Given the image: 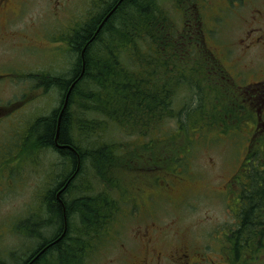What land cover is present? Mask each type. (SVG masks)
Masks as SVG:
<instances>
[{
  "label": "rangeland",
  "instance_id": "374dc122",
  "mask_svg": "<svg viewBox=\"0 0 264 264\" xmlns=\"http://www.w3.org/2000/svg\"><path fill=\"white\" fill-rule=\"evenodd\" d=\"M230 3L233 2L161 0L172 32L178 35L190 18L202 17L207 31L203 27L205 41L218 52L224 70L235 74L234 77H246L244 81L237 80L239 83H253L259 76L246 67L257 63L259 57L264 70V52L259 47L251 54L245 53L240 38H244L248 28L245 20L251 14L259 12L264 29V0H243L240 6L227 8ZM104 4L105 0H9L12 13L0 12V261L7 264L22 263L45 236L51 238L59 227L57 217L48 210L46 198L58 181L68 175L71 166L54 148L38 147L31 131L37 122L61 106L63 96L53 86L47 90L51 85H39V76L70 75L75 54L61 36L68 34L75 19L87 20L90 8L91 12H100ZM178 4L183 6L179 8ZM213 16L221 20L219 25L218 21L214 25ZM212 28L216 32L211 36L208 29ZM256 68H260L259 64ZM191 84L174 94V112L181 113V117L170 115L157 120L154 125L160 126L150 136H140L146 132L126 124L117 125L111 117L100 113L85 114L80 101L75 103L71 114L74 129L82 127L84 120L93 122L92 131L77 130L76 141L82 150L89 156L90 150L112 143L121 155L120 161L129 163L118 173L119 179L113 186L97 176L90 160L81 163L83 171L79 172L68 199L106 194L114 200L113 223L100 232L102 239L94 241L92 247L97 252L89 254L84 264H131L127 257H122L121 249L130 246L129 258L145 252L142 228L147 224L155 229L153 250H170L187 243L202 250L214 264L224 263L223 249L231 242L227 229L236 225L232 208L237 207V188L232 179L250 155L246 147L251 146L249 141L245 143L241 131L223 133L214 124H206V114L201 112L221 102L222 96H217L220 89L215 88L216 92L210 94L206 82L199 86L194 81ZM106 122L108 126L103 127ZM182 125L190 126L182 130ZM180 130L179 134H167ZM152 137L157 140H151ZM148 149L153 155L163 153L165 158L173 157L179 149L182 151L178 154L184 155L182 162L171 168L156 169L154 159L149 164L143 159ZM131 161H135L134 166ZM117 168L112 165L111 170ZM70 224L76 233L80 227L76 217ZM107 230L111 235L106 236ZM257 263L264 264V253L260 252Z\"/></svg>",
  "mask_w": 264,
  "mask_h": 264
},
{
  "label": "trees",
  "instance_id": "16d2710c",
  "mask_svg": "<svg viewBox=\"0 0 264 264\" xmlns=\"http://www.w3.org/2000/svg\"><path fill=\"white\" fill-rule=\"evenodd\" d=\"M120 1L105 0L100 12L95 9L91 12L90 8L87 20H82V17L75 19L68 34L61 36L70 52L75 54V67L70 75L39 76V85H51L47 90L52 86L57 88L63 100L51 116L36 123L31 135L38 147L54 148L71 167L68 175L58 181L46 198L48 210L57 217V232L51 238L45 236L28 256L29 263L26 261L25 264H84L89 254L97 252H93L95 248L92 247H95L94 241L102 239L100 232L113 223L114 200L106 194L72 200L67 197L74 190L82 170L81 163L87 164L90 160L97 176L111 186L119 179L118 173L129 166L127 161H120L121 155L112 143L90 150L89 156L82 150L76 141L77 130L92 131L93 122L84 120L82 127L74 129L71 114L76 102L80 101L85 114L100 113L111 117L110 120L117 125L126 124L146 132L139 133L140 136L147 133L150 136L160 126L154 125L157 120L168 119L170 115L181 117V113L174 112L175 91L182 86L188 88L193 81L198 86L203 81L211 89L210 94L218 88L220 93L217 96H222L221 102L207 107V112H201L203 116L206 114V124H214L223 133L241 131L245 143L250 139L247 130L250 123L242 108L239 81L224 70L217 52L205 41V19L190 18L191 28L189 26L187 31L186 27L176 35L161 0H123L118 4ZM236 1L231 0L233 3L227 8ZM196 3H193L194 7ZM182 6L178 4L179 8ZM111 11L113 13L104 22ZM107 126L108 122L103 125ZM188 127L182 125L181 129L187 130ZM182 130L167 134H179ZM151 140L157 138L152 137ZM250 146V149L246 147L249 157L242 161L232 179L237 188V207L233 209L231 206L236 225L226 229L228 240L233 242L231 251L237 256L235 262L255 259L260 252L264 253V140ZM178 153L165 158L163 153L153 155V151L148 149L143 159H147V164L151 163V158L154 159L156 169L171 168L174 163L182 162L184 154ZM131 162L134 166L135 161ZM112 165L118 168L111 170ZM73 217L80 224L76 233L70 224ZM51 222L54 223L52 219ZM105 234L110 233L107 230ZM0 264L7 263L0 261Z\"/></svg>",
  "mask_w": 264,
  "mask_h": 264
},
{
  "label": "flooded vegetation",
  "instance_id": "af4514ba",
  "mask_svg": "<svg viewBox=\"0 0 264 264\" xmlns=\"http://www.w3.org/2000/svg\"><path fill=\"white\" fill-rule=\"evenodd\" d=\"M242 1L243 0H238L235 3L240 6ZM8 2L9 0H0V12H8L9 14L12 13ZM246 18L247 19L245 21L248 23V28L245 32L244 38H240L242 44L241 47L244 49L245 53L251 54L255 49H259V47L264 52V29H262V26L260 25V19H262L261 15H259L258 12L257 14H251ZM212 19H214V25L217 21L218 25L221 22V20H218V18H215L214 16ZM189 23L190 22L185 24L187 28L190 26ZM188 30L189 28L187 31ZM208 30H212L211 36L216 32L213 28ZM190 32L194 33L193 31ZM217 55L219 57L218 52ZM260 59L261 58L258 57L257 63L252 62V65L246 67V70H250V73L259 76V78H257L259 80L253 83L249 82L248 84H242L238 82L242 108L245 114L248 116V123H250L247 125V130L250 134V144L258 140H264V70L261 67L262 64ZM258 64L260 66L259 69L256 68ZM225 71H227V69H225ZM259 73L261 75H259ZM230 75L233 77L235 76V74ZM235 78L236 81H244L246 79V77L243 79L240 76ZM150 229L151 228H149V224L142 228V238L144 239L145 244H147L145 252L140 251L136 255L137 257L129 258L128 256L131 253L130 246L124 245V247L121 249L122 257H127L129 261H132L131 264H214L212 259L209 261V258H207L206 254L203 253L202 250L197 251L187 243L170 250L164 247L163 250H153L154 244L156 243V238L154 236L155 233L153 232L155 229ZM231 242L228 246L226 245L227 248L225 247V250H223V253L225 254L224 259H222L224 262L223 264H259L257 261L259 262L260 255H257L255 259L247 260L248 262H243V260L235 262V257L237 256L234 251H231V246L233 245V242ZM29 259V257L24 259V264L26 261L29 263Z\"/></svg>",
  "mask_w": 264,
  "mask_h": 264
},
{
  "label": "water",
  "instance_id": "95a60500",
  "mask_svg": "<svg viewBox=\"0 0 264 264\" xmlns=\"http://www.w3.org/2000/svg\"><path fill=\"white\" fill-rule=\"evenodd\" d=\"M122 1H123V0H121V1H120L118 4H120ZM112 13H113V11H111V13H110V14H108V15L106 16V18H105L104 22L106 21V19H107V18H108V17H109V16H110ZM104 22H103V23H104ZM103 23L101 24L100 28L102 27ZM100 28H99V29H100ZM75 82H76V81H74V83H73L72 87L70 88L69 92H68V93H67V95H66L67 97H66V100H65L64 107L66 106V104H67V102H68V98H69V96H70V95H69V93H70L71 89L74 87V85H75ZM62 113H63V112H62Z\"/></svg>",
  "mask_w": 264,
  "mask_h": 264
}]
</instances>
